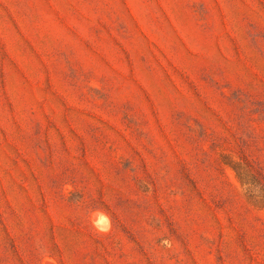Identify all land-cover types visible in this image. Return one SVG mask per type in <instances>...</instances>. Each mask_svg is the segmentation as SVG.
Masks as SVG:
<instances>
[{
  "label": "rangeland",
  "instance_id": "rangeland-1",
  "mask_svg": "<svg viewBox=\"0 0 264 264\" xmlns=\"http://www.w3.org/2000/svg\"><path fill=\"white\" fill-rule=\"evenodd\" d=\"M0 264H264V0H0Z\"/></svg>",
  "mask_w": 264,
  "mask_h": 264
},
{
  "label": "bare ground",
  "instance_id": "bare-ground-1",
  "mask_svg": "<svg viewBox=\"0 0 264 264\" xmlns=\"http://www.w3.org/2000/svg\"><path fill=\"white\" fill-rule=\"evenodd\" d=\"M96 217H98V216H96ZM95 224L97 225L98 228H101V229H106L107 228L106 226L108 225V223H106V221L102 217L97 218V220L95 221Z\"/></svg>",
  "mask_w": 264,
  "mask_h": 264
},
{
  "label": "clouds",
  "instance_id": "clouds-1",
  "mask_svg": "<svg viewBox=\"0 0 264 264\" xmlns=\"http://www.w3.org/2000/svg\"><path fill=\"white\" fill-rule=\"evenodd\" d=\"M105 221H106V223H108L110 225V218H108L107 216H105Z\"/></svg>",
  "mask_w": 264,
  "mask_h": 264
}]
</instances>
